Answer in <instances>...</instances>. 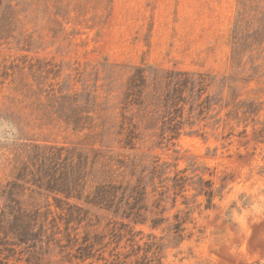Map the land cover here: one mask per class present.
I'll list each match as a JSON object with an SVG mask.
<instances>
[{"label": "rangeland", "instance_id": "1", "mask_svg": "<svg viewBox=\"0 0 264 264\" xmlns=\"http://www.w3.org/2000/svg\"><path fill=\"white\" fill-rule=\"evenodd\" d=\"M138 69L148 81L130 96ZM168 73L190 81L184 110L172 115L182 123L175 139ZM78 112L91 117L84 131L65 121ZM124 121L126 133L135 128V149L126 148ZM49 146L134 160L146 222L123 219V210H67L45 183L33 185L28 172L18 178L21 164ZM176 175L183 189H174ZM30 223L39 254L22 245L1 258L264 264V0H0V232H12L14 244ZM86 238L92 257L83 261L76 256Z\"/></svg>", "mask_w": 264, "mask_h": 264}, {"label": "trees", "instance_id": "2", "mask_svg": "<svg viewBox=\"0 0 264 264\" xmlns=\"http://www.w3.org/2000/svg\"><path fill=\"white\" fill-rule=\"evenodd\" d=\"M146 69H138L128 84V92L130 96L140 97L143 93L148 78L146 75ZM208 77V76H207ZM207 77L200 78L198 86L200 87L201 95L205 93V87H207ZM168 81L167 85V98L170 96V90L172 94V106L169 112V121L171 122L170 134L171 139H175L180 133L178 126L181 125V121L175 123L173 120V113L178 114L177 111L184 110V106H181L182 95L184 90L190 81L188 75L185 73H171L166 77ZM183 91V93H182ZM61 101L60 104L67 103V98L62 96L53 95ZM78 96L75 95L74 99ZM78 101V99H77ZM139 101V100H137ZM166 102V106H167ZM90 112H88L89 114ZM91 117L84 115L82 112L77 113L75 118L67 117L65 119L68 125H73L74 128L80 127L84 131L87 129L84 126L83 121L89 120ZM126 118H124L125 120ZM172 123H175L173 126ZM125 121L123 122L122 129L125 132ZM126 148L135 149V143H133L137 136L135 135V128L133 130L125 132ZM167 136V137H168ZM138 165L134 160H130L129 157H120L109 152H105L101 149L87 148L85 146H73V147H57L49 146L45 148H37L32 156L29 157L27 162L21 164L17 169L21 178L23 173L28 172L31 177L30 182L37 187L42 188V182L45 183L46 190L50 193L62 195L66 200L67 210H86L85 207H94L99 210H123L122 218L134 224L145 223L146 220L142 219L144 215L143 201L146 196V188L143 186V175L136 177V169ZM159 171L156 168L150 173L152 182L157 178ZM179 175L174 177V189L184 188L182 183L184 178H178ZM208 190L202 189L201 192L205 193L208 198L209 204L212 203L214 193L211 189L210 182L205 183ZM70 201L74 203L71 204ZM156 208H159V204H156ZM65 209V208H64ZM63 209V210H64ZM116 212V211H115ZM155 216L161 214L159 212H152ZM159 220L153 219V227L159 226ZM176 230L181 228V223L176 224ZM27 233H14L17 241L14 244H10L8 237L12 232L4 230V237L0 238V264H38L33 263L30 258L26 263L22 262V259L12 261V256H6L1 258L4 252H13L16 247L22 245L27 246L23 252H34L39 254L36 250H41L43 242L37 239V233L35 232L36 224L30 223ZM69 241V237H68ZM89 239L86 238L82 246L78 249L77 259L87 260L90 259L92 245L88 244ZM88 250V253H87ZM87 253V254H86Z\"/></svg>", "mask_w": 264, "mask_h": 264}]
</instances>
